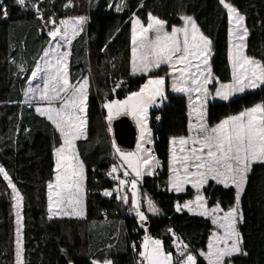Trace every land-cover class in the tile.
<instances>
[{
  "label": "trees",
  "instance_id": "trees-1",
  "mask_svg": "<svg viewBox=\"0 0 264 264\" xmlns=\"http://www.w3.org/2000/svg\"><path fill=\"white\" fill-rule=\"evenodd\" d=\"M114 1L25 0L21 6L17 0H0V7L7 12V16L0 13V167L23 197V264H95L97 260L141 264L139 252L146 235L163 242L165 252H172L174 264L183 258L177 253V242L188 245V250L197 255L198 264H207L198 253L207 250L214 225L208 217L176 211V204L194 198L196 191L188 186L185 192L175 193L169 184L170 140L188 135V98L171 92L166 66L147 76L131 75V28L133 16L146 24L149 12L165 20L168 30L183 25L181 16H192L212 41L213 75L228 83L231 64L227 10L219 0H121L116 8ZM69 2L72 6L64 7ZM227 2L245 17L247 55L264 63V0ZM73 16L88 18L83 31L72 41L68 63L73 83L85 76L89 79L87 136L77 142L85 167V215L49 219L47 184L54 178V149L62 141L51 122L39 115L33 104L24 102L25 92L51 40L48 21L59 23ZM159 75L167 78V99L151 111L150 126L160 168L156 174L144 176L140 188L141 195L150 197L160 213H147L142 198L141 210L148 220L141 227L138 217L127 211L129 203L118 199L114 173L109 175L118 162L104 104L125 99L138 91L148 76ZM217 85H209L213 93ZM261 102L264 88L227 101H210L208 124L215 125ZM105 191L112 192V196L103 195ZM202 191L208 206L217 202L224 210L234 206V188L209 181ZM13 197L0 175V264H17ZM240 208L243 222L238 230L243 237L242 251L247 254L234 255L231 263L264 264V163L252 165ZM134 244L138 252L133 251Z\"/></svg>",
  "mask_w": 264,
  "mask_h": 264
},
{
  "label": "snow or ice",
  "instance_id": "snow-or-ice-1",
  "mask_svg": "<svg viewBox=\"0 0 264 264\" xmlns=\"http://www.w3.org/2000/svg\"><path fill=\"white\" fill-rule=\"evenodd\" d=\"M25 5V0H17ZM227 10L232 23L231 46L229 60L231 64V81L222 83L212 73L209 63L212 41L201 31L192 16H181L182 26H172L167 30V22L147 15V23L134 16L131 28V75H145L167 67V77L172 79V90L184 93L189 101L188 135L172 137L170 140V190L185 192L190 186L196 190L195 198L183 205L176 204V211L187 210L195 215L211 218L216 226L207 244V251H200L207 264H230L231 257L244 254L241 245L243 237L238 224L243 222L240 208L241 195L247 184V177L254 163H264V102L245 108L236 115H230L215 125L207 120L208 98H220L227 101L230 97L246 90L264 88V63L246 54V40L249 35L245 25V17L227 0H219ZM70 6V2L69 5ZM120 9L118 8L117 11ZM0 13L7 12L0 7ZM42 18V17H41ZM87 18L74 17L61 20L59 27L53 28L48 35L57 42L46 50L42 59L32 73L35 80L44 72V87H29L25 92V103L31 106L33 100L46 102V106L36 107L35 111L46 117L59 133L61 143L54 149V179L47 184L49 219L61 216L83 217L85 214V167L79 157L77 142L87 136V108L89 79L87 76L73 83L69 78V57L72 41L83 31ZM48 23L55 25V19ZM67 50L62 51L64 46ZM46 58V59H45ZM166 76H148L138 91L132 92L125 99H114L104 104L108 111L109 123L114 116L131 115L140 127L141 140L152 143L148 128L149 108L167 99L165 94ZM218 84L214 93L209 85ZM120 85L117 84L116 87ZM115 88L113 92H115ZM37 92L39 95L37 97ZM122 163L114 165L109 175L117 173L127 165L123 175H129L128 169L134 174L130 181L120 179L116 192L130 184L133 198L132 210L141 222L148 216L141 210V198L138 180L144 175H152L160 161L152 149L143 145L136 152H121L116 148ZM0 175L7 181L14 193L16 208V260L23 264L22 217L20 209L23 197L3 167ZM118 179V177H113ZM212 181L225 188H234V206L225 211L217 202L208 206V200L202 189ZM105 191L103 195L112 196ZM127 204V193L119 196ZM147 211L159 214V209L151 198L147 201ZM144 227V224H141ZM171 232L172 230L169 229ZM175 235V233H173ZM143 250L139 252L141 264H174L172 252H165L163 242L150 236L144 237ZM180 259L178 264H198L197 255L188 250V245H176ZM95 264H100L99 261ZM104 264H111L105 260Z\"/></svg>",
  "mask_w": 264,
  "mask_h": 264
},
{
  "label": "rangeland",
  "instance_id": "rangeland-1",
  "mask_svg": "<svg viewBox=\"0 0 264 264\" xmlns=\"http://www.w3.org/2000/svg\"><path fill=\"white\" fill-rule=\"evenodd\" d=\"M110 1H112V0H110ZM120 1L121 0H116V1H114L113 2V5H114V7L116 8L119 4H120ZM69 5V3L68 4H66L64 7H71L72 6V4L70 3V6H68ZM239 12V11H238ZM240 13V12H239ZM74 17H79V16H73V17H70V18H66V19H63V20H70V19H72V18H74ZM84 17H86V16H84ZM87 18V17H86ZM133 18H134V16H133ZM88 19V18H87ZM230 19V18H229ZM86 23H87V21H86ZM85 23V24H86ZM85 24L83 25V27L85 26ZM55 27H59V23H56L55 25H53V24H51L50 23V25L49 26H47V31L49 32V31H51V30H53V28H55ZM179 27V26H178ZM231 29H232V23H231V20H230V28H229V30H230V46H231V40H232V37H231ZM168 30V29H167ZM168 31H171V29L170 30H168ZM248 38V37H247ZM50 43H49V45H48V47H47V49L46 50H49L51 47H53L57 42H59V43H61V44H63L64 42L63 41H60L59 40V38H57V40H53L51 37H50ZM247 41V40H246ZM64 50H67V46L65 45L64 46V48H62V51H64ZM246 54H247V51H246ZM46 59V58H45ZM210 59H211V57H210ZM43 63H44V60L43 59H41V61H40V63H39V65H43ZM209 63H210V61H209ZM36 71V70H35ZM45 73L44 72H41L40 74H39V76L37 77V79H35V80H33L32 78H31V80H30V82H29V84H28V87H27V89L29 88V87H33V88H35V87H37V85L40 87V88H43L44 87V79H45ZM159 76H165V75H159ZM169 82H170V89H171V92L173 93V94H181V95H185V96H187L186 94H184V93H178V92H174L173 90H172V87H171V84H172V79H171V77H169ZM166 84H167V78H166V83H165V94H166ZM219 85H217V87H218ZM27 89H26V91H27ZM254 90H256V89H254ZM248 91H253V90H246L245 92H248ZM244 92V93H245ZM88 94H89V89H88ZM241 94H243V93H238V94H236L235 96H232V97H230V99L231 98H234V97H236V96H239V95H241ZM37 97H38V95H39V92H37ZM188 98V97H187ZM25 99H26V97H25ZM209 101H224V100H221L220 98H212V96H210L209 98H208V102H207V104L209 103ZM107 103V102H106ZM188 103H189V101H188ZM31 104H33V107L34 108H36V107H43V106H46V102H44V101H39L38 99L37 100H33L32 102H31ZM160 104V102H159V99H158V101H157V104L156 105H154V106H152V107H150L149 108V111H148V124H147V126H148V128L150 129V135H151V139H152V143L151 144H147L145 141H142L141 140V134H140V127L137 125V123H136V121H135V119H133V117L131 116V115H127V114H121V115H119V116H114V118L111 120V122L109 123V121H108V119H107V116H108V111H107V109H106V111H107V116H106V122L108 123V125H109V133H110V135H112L113 136V122L115 121V120H117V119H119V118H121V117H128L129 119H130V121L132 122V124H133V126L135 127V129H136V144H135V147L133 148V149H124V148H122V147H120L119 145H117V143L116 142H114L113 144H114V146H113V148H114V154H115V157L117 158V164H118V166L122 163V161L120 160V157H119V154L118 153H116V148H119L120 150H121V152H136L137 150H138V146H140V145H143L144 147H146V148H150V149H152V151H153V153H154V138H153V134H152V129H151V126H150V115H151V111L155 108V107H157L158 105ZM206 107H207V105H206ZM189 111H190V109H189ZM87 118H88V108H87ZM113 138H114V136H113ZM155 155V154H154ZM157 158V157H156ZM158 159V158H157ZM117 164H116V166H117ZM160 167H158V168H155V170H154V172H153V174L152 175H154V174H156L157 172H158V169H159ZM123 170H125V169H127V165H125L124 166V168H122ZM128 171H129V175H131V177L132 178H134V174L133 173H131V170L130 169H128ZM152 175H144V176H152ZM132 178H129L128 179V181H130ZM54 179V178H53ZM140 181H141V179L140 180H138V189H140ZM130 185V184H129ZM84 187H85V183H84ZM129 190H131V192H132V189H131V186L129 187ZM203 192V191H202ZM128 193H129V191H128ZM140 198H141V194H140ZM142 198H144V200H145V205H146V207H147V203H146V201H147V199L148 198H150V197H143L142 196ZM128 199H129V197H128ZM155 203V202H154ZM84 205H85V198H84ZM132 205H133V198H132V201H131V203H130V205L128 206V212L130 213V214H135V212H134V210H132ZM141 205H142V201H141ZM155 205H156V203H155ZM142 207V206H141ZM22 210H23V200H22V205H21V209H20V215H21V217H22ZM50 215V214H49ZM15 216H16V208H15ZM62 217V216H61ZM72 217H74V216H72ZM141 223H143L144 224V222H141ZM16 226H17V224H16ZM213 231H216V227L214 226V230ZM22 232H23V228H22ZM21 235H22V233H21ZM148 236V235H147ZM17 238V237H16ZM153 239H156V238H153ZM177 243H179V242H177ZM181 243V242H180ZM184 244V243H183ZM241 248H242V245H241ZM207 251V250H206ZM205 251V252H206ZM177 253H178V251H177ZM23 259V258H22ZM97 261H99L100 262V264H104V261H101V260H97ZM97 261H95V262H97ZM108 261H110L111 262V264H113L112 263V261L111 260H108ZM16 263H17V260H16ZM230 264H232L231 262H230Z\"/></svg>",
  "mask_w": 264,
  "mask_h": 264
},
{
  "label": "water",
  "instance_id": "water-1",
  "mask_svg": "<svg viewBox=\"0 0 264 264\" xmlns=\"http://www.w3.org/2000/svg\"><path fill=\"white\" fill-rule=\"evenodd\" d=\"M114 140L124 149H133L136 144V129L128 117H121L113 122Z\"/></svg>",
  "mask_w": 264,
  "mask_h": 264
},
{
  "label": "built area",
  "instance_id": "built-area-1",
  "mask_svg": "<svg viewBox=\"0 0 264 264\" xmlns=\"http://www.w3.org/2000/svg\"><path fill=\"white\" fill-rule=\"evenodd\" d=\"M123 172H124L123 169H119L117 173H114L113 177H118V179H115V181H116V189L120 186L119 185V180L120 179L128 180L129 178H132L131 175H128L127 177H125L123 175ZM129 187H130L129 184L123 186L122 191L121 192H117L118 197L122 196L125 193H127L128 197H129V193H128ZM119 200H120L121 203H123L121 199H119ZM173 236H174L175 239H178V235L177 234H175ZM143 243H144V239L142 240L141 245H143ZM132 248H133L134 252H138L139 251L138 246L136 244H134ZM180 259H183V258H180ZM139 260H141V257H139Z\"/></svg>",
  "mask_w": 264,
  "mask_h": 264
},
{
  "label": "crops",
  "instance_id": "crops-1",
  "mask_svg": "<svg viewBox=\"0 0 264 264\" xmlns=\"http://www.w3.org/2000/svg\"><path fill=\"white\" fill-rule=\"evenodd\" d=\"M229 35H230V32H229ZM210 102V101H209ZM117 166H118V164H117ZM170 176H171V172H170ZM169 180H170V177H169ZM170 184V183H169ZM195 190V189H194ZM203 190V189H202ZM173 191V190H172ZM196 191V190H195ZM173 192H175V191H173ZM175 193H178V192H175ZM181 193V192H180ZM203 193V192H202ZM139 194H141V188L139 189ZM197 194V193H196ZM195 194V195H196ZM204 195V194H203ZM147 197V196H146ZM241 197H242V195H241ZM194 198H195V196H194ZM194 198H192V199H194ZM192 199H190V200H192ZM129 205H130V203H131V201H132V195H131V190H129ZM141 200H142V195H141ZM241 200V199H240ZM188 201V200H187ZM184 204V203H183ZM183 204H181V205H183ZM85 206V205H84ZM144 206H145V208L147 209V207H146V205H145V200H144ZM156 206L158 207V205L156 204ZM209 207H213V206H209ZM84 209H85V207H84ZM158 209H159V207H158ZM182 210H185V209H182ZM187 211V210H186ZM225 211H227V210H225ZM147 213H149V212H147ZM159 213H160V209H159ZM149 214H152V213H149ZM193 214V213H192ZM85 215V214H84ZM153 215V214H152ZM156 215V214H155ZM198 216H200V215H198ZM63 217V216H62ZM84 217V216H83ZM209 218V217H208ZM211 219V218H210ZM140 221V220H139ZM215 226V225H214ZM216 227V226H215ZM183 243V242H182ZM177 244H180V242L179 243H177ZM176 244V245H177ZM143 250V249H142ZM94 263H95V261H94Z\"/></svg>",
  "mask_w": 264,
  "mask_h": 264
}]
</instances>
